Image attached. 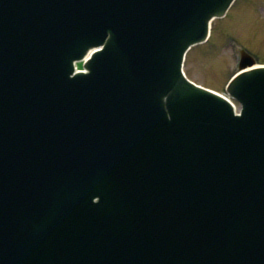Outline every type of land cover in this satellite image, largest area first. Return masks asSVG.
Here are the masks:
<instances>
[{
	"label": "water",
	"instance_id": "obj_1",
	"mask_svg": "<svg viewBox=\"0 0 264 264\" xmlns=\"http://www.w3.org/2000/svg\"><path fill=\"white\" fill-rule=\"evenodd\" d=\"M231 2L0 0V264H264V68L181 72Z\"/></svg>",
	"mask_w": 264,
	"mask_h": 264
},
{
	"label": "rangeland",
	"instance_id": "obj_2",
	"mask_svg": "<svg viewBox=\"0 0 264 264\" xmlns=\"http://www.w3.org/2000/svg\"><path fill=\"white\" fill-rule=\"evenodd\" d=\"M237 42L264 63V0H237L228 15L213 22L210 39L192 48L186 71L193 80L225 92L239 69Z\"/></svg>",
	"mask_w": 264,
	"mask_h": 264
}]
</instances>
